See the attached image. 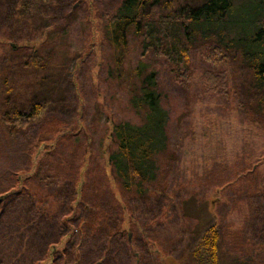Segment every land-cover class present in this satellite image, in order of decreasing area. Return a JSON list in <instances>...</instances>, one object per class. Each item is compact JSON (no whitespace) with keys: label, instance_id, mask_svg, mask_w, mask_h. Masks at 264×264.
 <instances>
[{"label":"trees","instance_id":"1","mask_svg":"<svg viewBox=\"0 0 264 264\" xmlns=\"http://www.w3.org/2000/svg\"><path fill=\"white\" fill-rule=\"evenodd\" d=\"M77 1L0 0V264H165L182 241L181 193L190 185L176 150L191 130L186 123L169 127L155 72L147 73L133 99L139 112L145 104L144 121L112 125L108 165L118 194L108 182L81 173L82 164L59 140L63 130L52 140L61 122L37 97L47 41L25 40L40 37L51 19L66 27L68 8L77 9ZM258 2L242 20L234 19L235 0H116L98 14L107 18L103 29L115 49L127 46L131 31L142 55L164 58L183 87L196 54L221 55L228 69L205 70L206 90L224 94L240 84L241 113L249 107L264 124V0ZM242 66L250 72L247 82ZM33 76H40L36 83ZM225 173L211 172L200 183L202 191L216 187L219 193L213 219L191 247L192 259L223 264L228 251L248 257V264H264V170ZM162 175L170 177L167 184L155 183ZM236 212L246 213L240 228L229 220Z\"/></svg>","mask_w":264,"mask_h":264},{"label":"rangeland","instance_id":"2","mask_svg":"<svg viewBox=\"0 0 264 264\" xmlns=\"http://www.w3.org/2000/svg\"><path fill=\"white\" fill-rule=\"evenodd\" d=\"M111 1L116 0H79L74 5L77 9L68 8L70 21L66 27L58 26L63 22L61 19H51L40 37L25 40L31 44L47 41L48 66L40 75L45 81L39 92L32 86L30 89L37 92L39 99L47 100L49 114L55 117V122H61L52 140L63 130L59 140H64L66 154L75 157L76 164H82L81 173L86 170L88 179L103 181L105 185L108 182L118 194L108 165L109 152L115 148L110 139L112 125L119 120L144 121L146 106L143 104L140 112L137 111L133 99L140 95L147 73L155 72L157 90L170 115L169 127L186 123L191 130L190 135L181 137L184 139L175 149L180 158L179 170L184 173L186 185H190L181 193L186 214L178 225L183 232H179L182 241L177 252L165 259V264H195L191 247L202 226L213 219L219 193H215L216 187L202 191L200 183L212 174L226 176L229 170L246 167L264 170V124L248 111L249 107L246 114L241 113L239 98L244 89L240 84V90L230 87L225 95L206 90L202 81L205 70L228 69L221 55L196 54L189 85L183 87L164 58L152 53L142 55L131 31L127 46L115 49L103 29L107 18L98 14ZM235 3L234 19L242 20L256 10L259 2L235 0ZM141 66L142 71L138 72ZM239 71L242 80L247 82L250 72L243 66ZM38 77L33 76L30 81L37 82ZM169 178L162 175L155 183L165 185ZM243 214L246 213L230 216L235 227H241ZM247 259L225 251L223 264H248Z\"/></svg>","mask_w":264,"mask_h":264},{"label":"water","instance_id":"3","mask_svg":"<svg viewBox=\"0 0 264 264\" xmlns=\"http://www.w3.org/2000/svg\"><path fill=\"white\" fill-rule=\"evenodd\" d=\"M130 236H131V234H130Z\"/></svg>","mask_w":264,"mask_h":264}]
</instances>
